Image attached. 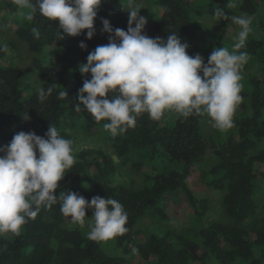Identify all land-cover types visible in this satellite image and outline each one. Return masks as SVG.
Instances as JSON below:
<instances>
[{
	"label": "trees",
	"instance_id": "obj_1",
	"mask_svg": "<svg viewBox=\"0 0 264 264\" xmlns=\"http://www.w3.org/2000/svg\"><path fill=\"white\" fill-rule=\"evenodd\" d=\"M124 1L102 0L88 39L87 29L70 36L58 21L38 11L28 20L30 9L0 0V146L18 131L43 137L50 125L56 127L78 144L56 195L70 190L89 201L109 197L128 213L127 233L94 241L87 236L93 209H86L81 227L61 213L59 201L42 207L19 235L0 236V264H264V171L256 168L264 163V0H236L233 9L228 0H136L147 20L143 32L165 40L177 34L190 45V56L202 52V43L232 50L239 27L224 19L212 27L208 20L217 8L253 17L240 49L249 56L241 74L250 76L226 131L212 122L211 133H202L201 115H179L174 125L164 126L143 113L134 127L113 135L104 129L108 121L97 122L82 104L80 111L75 105L84 79L91 78L80 66L109 42L101 18L127 31ZM34 75L40 86L31 83ZM41 87L54 89L44 102L38 98ZM64 90L68 96L59 99ZM214 200L222 204L219 209L212 208Z\"/></svg>",
	"mask_w": 264,
	"mask_h": 264
},
{
	"label": "clouds",
	"instance_id": "obj_2",
	"mask_svg": "<svg viewBox=\"0 0 264 264\" xmlns=\"http://www.w3.org/2000/svg\"><path fill=\"white\" fill-rule=\"evenodd\" d=\"M14 2L21 9H30L28 20L38 11L58 21L63 33L78 36L87 29L86 36L91 39L102 0ZM236 6V0H228L227 8ZM140 9L136 0H128L127 31L113 29L107 19L101 18L103 30L111 35L109 42L90 52L87 63L79 68L82 75L91 73V78L84 79L78 90L75 110L80 111L82 104L97 122L108 121L104 129L113 135L134 127L143 113L158 121L166 110L184 118L207 114L215 128L230 129L243 100L241 70L249 56L240 49L252 32L253 17L228 16L217 8L216 19H230L239 31L233 37L231 51L215 47L205 63L201 54H188L190 45L177 34H170L165 41L144 33L147 20ZM34 35L39 38V32ZM79 47L86 49L87 45L81 41ZM53 91L52 87L39 88V100L44 102ZM67 96L65 90L58 92L59 99ZM73 144L50 125L43 137L33 131H18L7 145L0 146V236L9 232L19 235L29 218L35 219L42 207L50 209L58 201L61 213L81 227L85 226L86 209H93L87 232L90 240L106 241L128 232V213L116 199L96 195L89 201L70 190L56 195L59 182L75 163Z\"/></svg>",
	"mask_w": 264,
	"mask_h": 264
},
{
	"label": "rangeland",
	"instance_id": "obj_3",
	"mask_svg": "<svg viewBox=\"0 0 264 264\" xmlns=\"http://www.w3.org/2000/svg\"><path fill=\"white\" fill-rule=\"evenodd\" d=\"M124 3L126 4V6L128 5V0H125L124 1ZM226 15H228V16H231L232 14L229 12V13H227ZM224 20H226V19H224ZM208 22L212 25V27L214 26V25H216L217 24V22L219 23L220 22V20L218 21L217 19H216V17H213V18H211V19H209L208 20ZM229 22L231 23L232 21L229 19ZM224 30V29H223ZM218 31H221V33H223L224 31H222L221 29H219ZM229 32H232V30H230V27L228 28V30L226 29V31H225V37L229 34ZM160 35L163 37V35L160 33ZM164 39V38H163ZM165 40V39H164ZM166 41V40H165ZM207 44L206 43H202L201 44V46L200 47H202L203 49H202V52H200V54L203 56V58L204 59H206V60H208V57L210 56V54H209V51L211 50V49H214L215 47H218V46H215V45H208V46H206ZM27 52V50L25 49V50H23L22 51V53H26ZM27 54V53H26ZM243 73L241 74L242 75V80H241V83L243 84V88L245 87V80H246V78H248L250 75L249 74H247V73H249V72H246V71H242ZM252 72H253V70H252ZM72 73V70L71 71H69L68 73H67V80L71 77V74ZM244 74H246V75H244ZM31 83L33 84V85H36V86H40L41 85V81H40V79L38 78V76H36V75H34V76H32V78H31ZM69 86V85H68ZM178 116H179V114H177L174 110H166V113H165V115L163 116V118H161L160 119V121H162V124L165 126H172V125H174V123L176 122V120H177V118H178ZM213 121L210 119V117L209 116H207V114H204V115H201V122H200V124H201V131H202V133H205V131H207L208 133H211L210 131H208V128H209V126H210V124L212 123ZM96 136V135H95ZM95 136H90V137H95ZM92 142L94 143V144H97L98 142H97V140H96V138H94L93 140H92ZM74 145H78L77 144V141L74 139ZM116 160H118V159H116ZM209 161V160H208ZM211 162V161H210ZM256 168L257 169H259V170H261V171H264V163H257L256 164ZM199 180H201V179H199ZM203 180H201V182H198V185L199 186H201V187H204L205 186V184L202 182ZM206 187V186H205ZM209 191V190H208ZM207 191V192H208ZM214 193H216V192H214ZM222 204H219V202H217L216 200H214L213 202H211V206H212V208L213 209H219V207L221 206ZM184 213V212H183ZM111 248H114V250H116V247H115V244L113 243L111 246H110Z\"/></svg>",
	"mask_w": 264,
	"mask_h": 264
}]
</instances>
